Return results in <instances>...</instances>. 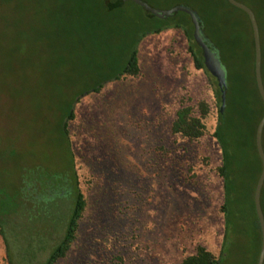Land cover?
Instances as JSON below:
<instances>
[{"label": "rangeland", "instance_id": "374dc122", "mask_svg": "<svg viewBox=\"0 0 264 264\" xmlns=\"http://www.w3.org/2000/svg\"><path fill=\"white\" fill-rule=\"evenodd\" d=\"M95 1L0 0V142L7 144L2 180L16 183L18 174L70 179L59 123L78 95L67 135L86 209L77 240L59 264H177L197 243L217 255L222 191L215 175L220 150L210 136L214 87L193 68L181 32L169 29L139 41L135 78L80 94L124 64L131 39H124L122 26L132 22L135 35L144 28L129 4L96 24L101 8ZM88 20L92 27L109 25L111 33L80 34ZM200 100L209 107L206 135L194 142L172 135L180 103ZM51 197L44 196L42 205L54 219L49 230L43 232L40 222L12 220L6 244L0 237V264L8 256L13 264H41L60 240L71 198L49 202Z\"/></svg>", "mask_w": 264, "mask_h": 264}, {"label": "trees", "instance_id": "16d2710c", "mask_svg": "<svg viewBox=\"0 0 264 264\" xmlns=\"http://www.w3.org/2000/svg\"><path fill=\"white\" fill-rule=\"evenodd\" d=\"M151 8L165 10L183 5L198 17L204 39L216 52L225 74L224 109L219 113L220 91L216 81L205 71L201 50L193 41V26L188 15L176 12L164 19H157L143 8L131 1L99 0L93 4L100 6L96 12L95 23L101 18L113 17L121 13L125 4L133 6L140 13L136 22L143 25V30L135 35L130 31L132 22L122 26L124 39H131L124 64L118 68L117 74L102 78L95 86L80 94L98 93L104 84L117 81L121 77L135 78L138 75L137 45L146 35L158 34L165 30L181 32L188 45L189 55L195 70H201L214 87L213 94L217 104L215 126L210 136L220 150L221 163L215 168V175L221 180L222 202L218 213L222 218V233L217 255L204 245L197 243L192 251L179 260L177 264H256L260 232L254 213L252 195L260 173L255 144V128L263 114V104L257 93L253 76V41L247 16L232 7L227 0H140ZM247 6L254 14L260 43V77L264 89V0H235ZM254 3L257 5L254 8ZM86 22V21H85ZM77 29L80 34L100 36L104 38L111 33L110 26L104 24L92 27V24ZM119 25V24H118ZM136 25V24H135ZM127 27V28H126ZM121 33V29H119ZM79 99L77 95L66 106L59 123V130L70 154V179L58 176L57 179L43 180L40 176L25 179L18 174L16 183L2 180L5 172L7 144L0 142V237L5 243V229L12 220L26 219V223L43 225V232L49 230L54 219L42 212L46 203L44 196L51 195L49 202L61 197H70L71 204L66 216L60 240L53 245L41 264H59L64 262L73 248L78 233V226L86 209V201L79 191L73 167V157L67 135V124L73 119V104ZM209 107L205 101H198L195 106L180 103L176 109L169 130L172 135L194 142L206 135L204 120L208 116ZM261 147L264 153V127L261 135ZM43 181V182H42ZM260 208L264 218V182L260 191ZM45 206V205H43ZM44 213L46 219L39 220L38 215ZM14 225V224H12ZM41 232V234H43ZM6 244V243H5ZM6 264H13L9 256ZM264 264V260H263Z\"/></svg>", "mask_w": 264, "mask_h": 264}, {"label": "water", "instance_id": "95a60500", "mask_svg": "<svg viewBox=\"0 0 264 264\" xmlns=\"http://www.w3.org/2000/svg\"><path fill=\"white\" fill-rule=\"evenodd\" d=\"M123 1H131L137 6L143 8L145 11L149 12L152 16H154L157 19L167 18L176 12H182L189 16L191 24L193 26L192 38L193 41L197 44V46L201 50L203 67L205 71L216 81L217 88L220 91L219 113H221L224 109L225 74L222 69L221 63L217 57L216 52H214L211 49V47L208 45L207 41L204 39L202 35L199 25V20L195 12H193L192 10H190L189 8L183 5H175L167 10H158L149 7L147 4L143 3L140 0H123ZM227 2L232 7L242 11L247 16L251 29L252 41H253L254 82L257 93L260 97L264 109V89L260 77V43H259L258 29L254 14L247 6H245L242 3H239L235 0H227ZM263 127H264V111L260 120L256 125L255 133H254L255 150L261 166L260 173L255 183L253 195H252L254 213L257 219L259 232H260V247H259L256 264H263V260H264V218L261 212L260 202H259L260 191L264 182V153L261 147V135H262Z\"/></svg>", "mask_w": 264, "mask_h": 264}]
</instances>
